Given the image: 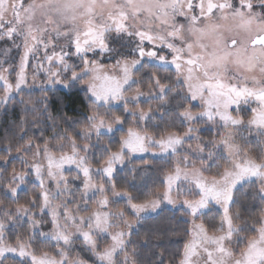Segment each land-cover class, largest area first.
<instances>
[{"label":"snow or ice","instance_id":"snow-or-ice-1","mask_svg":"<svg viewBox=\"0 0 264 264\" xmlns=\"http://www.w3.org/2000/svg\"><path fill=\"white\" fill-rule=\"evenodd\" d=\"M0 40L23 47L18 71L0 63V100L7 102L13 89L21 90L30 57L36 59L43 50L41 63L33 67L45 71L50 84L81 82L91 104V115L78 132H54L42 144L33 137L17 146L20 171L8 173L11 144L0 150V264L6 253L20 258L16 264H139L129 214L138 223L142 214L157 212L163 203L179 208L182 217L190 218L183 222L191 225L184 231L188 239L167 264H264V208L247 219L232 211L234 189L242 181L254 179L264 202V0H0ZM164 49L170 60L161 54ZM73 57L80 63H70ZM170 66L175 67L174 80L158 71L135 76L141 68L170 71ZM13 71L15 84L10 80ZM133 85L135 92L128 95ZM140 97L155 101V108H130L139 105ZM120 102L123 113L117 114L113 105ZM247 111L251 115L245 120L241 113ZM124 113L132 120L119 147L111 139L103 143L106 134L124 131ZM201 123L212 125V138L199 134L202 129L194 125ZM252 136L262 145L255 156L241 143ZM95 150L100 160L93 168L89 153L95 157ZM135 153L151 155V160L140 157L144 171L162 162V192L135 194L141 171L136 167L130 170L131 182L118 189L115 165ZM65 164L75 165L73 180H81L82 173V189L69 187ZM33 174L40 191L20 203V192ZM97 195L90 210L89 201ZM112 204L122 206L112 210ZM211 205L222 209L218 222L203 219ZM47 217L49 232L41 230ZM17 225H27V242L18 235L15 246L5 244L6 229ZM37 232L51 251L36 254ZM109 239L101 248V240ZM77 240L92 254L91 261L72 254ZM156 260L166 264L165 253L159 252Z\"/></svg>","mask_w":264,"mask_h":264},{"label":"trees","instance_id":"trees-1","mask_svg":"<svg viewBox=\"0 0 264 264\" xmlns=\"http://www.w3.org/2000/svg\"><path fill=\"white\" fill-rule=\"evenodd\" d=\"M159 72L161 77L171 76L175 79V73L172 70L164 68H141L137 75L151 72ZM90 95L83 88H80L77 84H70L65 89L55 88L43 90V92L30 91L27 93H19L18 96H14L9 99L4 107L0 109V150L4 149L8 144H11L13 151L15 148L25 143L30 138H39L38 142L43 143L44 139H51L54 132L63 134L67 132L71 135L73 131H79L85 117L91 115ZM23 101V102H22ZM47 107V111L43 109ZM156 106V104H155ZM155 108V107H154ZM117 114L123 113L122 108L113 109ZM126 116V115H125ZM126 126L132 120L131 116H126ZM72 121H79L80 123H72ZM151 122H149V128ZM21 127L26 129V133L21 132ZM210 128L205 127L201 136L203 138H211L213 133L209 131ZM152 130V129H151ZM124 134V131L117 130L115 134L105 135L102 138L103 143H107L109 139L113 141L114 148H118V141L120 136ZM23 135V140L20 139ZM95 139V138H94ZM82 141V140H80ZM37 141L34 140V144ZM84 143V141H82ZM2 152V151H1ZM144 159H152L151 156H145ZM90 159H93L89 164L97 166V162L100 160V153L95 150V157L90 153ZM96 159H98L96 161ZM2 163V161L0 162ZM133 167L141 169L136 175L135 185L136 188L132 191L139 195L140 193L163 191L162 186L159 183L161 173L158 168L163 167L161 161L157 160L152 164L147 171L143 170V166L140 163V158L131 159L123 167L117 169L114 173L115 182L118 189L124 185V182L128 180L131 182V169ZM17 171L22 169V164L18 159H12L8 165V173L10 174L12 169ZM31 177V176H30ZM29 177V178H30ZM32 181V180H31ZM25 190L20 192L19 202L24 203L25 199L32 195L33 192H39L37 184L32 181L28 183ZM139 189V191H137ZM258 186L251 182L245 183L239 186L234 191V201L232 211H240L243 218L247 219L250 216H257L262 208H264V202H261L257 192ZM7 203V202H6ZM15 207V205H11ZM218 213L214 210L203 219L209 223L213 222L212 217H215V222H218ZM132 216V215H131ZM133 217V216H132ZM48 222L50 218L47 217ZM187 220L181 216L179 211H175L169 208H162L156 213L142 217L138 223H136L131 230L132 245L137 248V258L139 264H157L156 256L159 252L165 253V262L167 264L168 257L176 251V249L182 248L183 243L187 236L184 235V231L190 227V223H184ZM172 229H176L177 233L174 235ZM27 225L20 227L19 225L11 226L6 239L9 243L15 244L17 242V236L21 238L27 237ZM132 245H129L131 251ZM33 246L37 251L48 250L51 251L50 246L45 243L34 241ZM77 252L87 261L93 259L92 254L86 250H83V245L80 240L75 241L72 248V254L76 255ZM19 261L17 258L6 257L3 259V264H16ZM30 264V262H29Z\"/></svg>","mask_w":264,"mask_h":264},{"label":"rangeland","instance_id":"rangeland-1","mask_svg":"<svg viewBox=\"0 0 264 264\" xmlns=\"http://www.w3.org/2000/svg\"><path fill=\"white\" fill-rule=\"evenodd\" d=\"M17 42L19 43L20 41H17ZM145 46L147 48H151L152 47V45L147 44V42L145 43ZM8 49H11V50L10 51H6ZM50 51L51 50H49V52ZM57 51H59V48H57ZM22 54H23V47L22 46L19 49H17L16 47H14L12 45V41H10V40H0V63H3V66L4 67L12 66L13 68H15L18 71V65H19L20 57H21ZM161 54H168V59L169 60L171 59V54L168 52L167 49H164ZM42 56H43V50H41L39 53H37V58L36 59H32L30 57L29 65H28V67L26 69L27 82H26V84L22 85V88H21V90L19 92H17L15 89H13V92L11 93L9 99L13 98L14 96H18L19 93H27V92H30V91L31 92L32 91H35V92L41 91V92H43V90H48V89H55V88L65 89L66 88V87L63 86V84H50V83H48L47 82V79H48L47 73L45 71H43V70L37 71V68L36 67H33V65L39 66V64L41 63V61H40V59L38 57H42ZM129 58H131V57H129ZM97 59H99L104 64L110 63V61L106 57H99L98 56ZM5 61L7 63H4ZM69 62L70 63H76V64H79L80 63L78 60H76L75 57H73ZM43 64H44V67H47L48 66L46 61H44ZM170 70H172L175 73V67L174 66H170ZM77 71H79V68H77ZM34 74H35V79L33 78V75ZM66 75L68 77H70L71 74L68 73ZM135 76L136 77H139V75H137L136 73H135ZM15 79H16V71H13L12 72V75L10 76V80H11V82L13 84H15ZM85 79H87V77ZM71 84H77V85L80 86V88H83V89L86 90L85 86L81 82H76V83H71ZM135 87L136 86L133 85V88H132V90H130L128 92V95H133L134 94ZM2 96H3V91H2V89H0V97H2ZM6 103L7 102H3L2 100H0V109L2 107H4L3 105H5ZM149 104H151V106L154 108L156 102L155 101H149L147 97H140V103H139V105L130 104L129 107L130 108H132V107H142L145 110H147L148 107H149ZM119 107H121L122 108V111H123V104H122V102H120V104H114L113 105V109H116V108H119ZM194 110L195 111H198L199 109H194ZM230 111H231V113H232L233 116H236L237 115V113L234 110L230 109ZM124 115L131 116V115L126 114V113H124ZM241 115L243 116V118L245 120H247V119L250 118L251 113H250V111H247V112L241 113ZM125 124L123 125L124 132H126L127 128L129 127V125L126 126ZM116 127L119 128V126H116ZM194 127H198L200 129H202V131H203L205 129V127H208V128L211 127L212 128V125L210 123H208V124L201 123V124L194 125ZM148 131L151 133L152 130L150 129ZM202 131L199 133L200 135H201ZM106 135H111V133H108ZM245 135L247 136V133H245ZM205 139H210V138L208 137V138H205ZM52 143L55 145L56 144V141L53 140ZM78 143L83 144V142L80 141V140H78ZM241 143H244L245 147L247 149H250L251 154L254 155V156L259 154L260 149L262 147V145L258 142V140H257V138L255 136L248 137L247 138V142H241ZM193 146H195V142H193ZM64 151L70 153V147L66 146L65 149H64ZM0 154H3V153L0 151ZM59 154H60L59 152L56 153V155H59ZM81 155H83V153H81ZM130 155L132 157L131 159L140 158L141 156H143V157H145V156H151L150 154H140V153H135V154H130ZM16 156H17V153L16 152H12L13 159H15ZM27 158L29 160V163H31V155L30 154L28 155ZM92 160L93 159H90V153H89V163ZM97 160L98 159H96V161ZM128 161L129 160L126 159V161H125V163L123 165H121V164L115 165V171L117 169L123 167ZM220 163L223 164V161H220ZM91 166L93 168L96 167V166H93V165H91ZM64 169H65V173L64 174H65V176L67 177V179L70 182L69 187L72 188V189H75V187L77 185H79L81 187V189H82V179H83L82 173H81V180H73V177L76 175V172H77V169L75 168V165H67V164H65L64 165ZM29 180L34 181L36 184L38 183V182L35 181L34 174L29 178ZM251 182L255 183L258 186V188H259L258 183H256L254 181V179H253V180H250V181H242L241 183L237 184V186L234 189V191L239 186H241V185H243L245 183H251ZM26 186H27V184L24 186V188H26ZM50 187L52 189H54L55 188V184L52 183L50 185ZM79 195H80V193L77 192V197H79ZM89 196H91V193H89ZM98 199H99V195H97L95 197H92V199L89 201L88 207H89L90 210L96 207V202L95 201L98 200ZM58 202L59 201H56V203H58ZM120 206H122V205H120V204H112V205H110V208L112 210H115L117 207H120ZM210 207H211L212 210L216 211L219 214L218 215V221H219L220 215H222V209H220L219 206H216V205H211ZM162 208H169V209H172V210H175V211H179L180 212V209L179 208H173L171 205H168L167 203L161 204V207L157 211L161 210ZM38 211L39 210L37 209V212ZM81 214L86 215L87 213H81ZM152 214H154V213L153 212L145 213V214H142V217H146V216H149V215H152ZM128 218L135 225V219L136 218L134 216L132 217L131 214H129V217ZM185 218L187 220L190 219L189 217H185ZM50 220H51V218H50ZM199 222L200 221L197 220V223H199ZM10 227L11 226H9L6 229V231H5V234H4V243L7 244V245L15 246L17 244V242H15V244H11L6 239L7 238L6 235L8 234V231H9ZM41 230L42 231H45V232L51 231L52 230L51 222L49 221L48 223H46ZM28 235H29V233H27V237L26 238H22L25 242H27ZM38 240L40 241L39 232H37L36 239L34 241H38ZM34 241H33V244H34ZM52 243L54 244V242H52ZM106 243H110V239L107 240V241L101 240V242H100L101 248H103ZM45 244L49 246L48 243H45ZM33 249L36 251V254L39 255L40 251H37L34 246H33ZM42 250H43V248H42ZM45 251H48V250H45ZM6 257H12V258L20 259L17 255H15L13 253H6L5 254V257L2 258V259H5Z\"/></svg>","mask_w":264,"mask_h":264}]
</instances>
